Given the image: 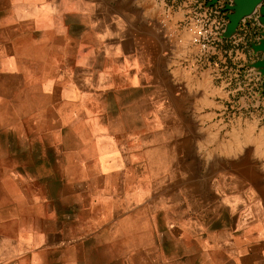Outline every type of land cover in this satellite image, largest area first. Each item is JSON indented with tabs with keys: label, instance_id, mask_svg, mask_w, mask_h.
<instances>
[{
	"label": "rangeland",
	"instance_id": "1",
	"mask_svg": "<svg viewBox=\"0 0 264 264\" xmlns=\"http://www.w3.org/2000/svg\"><path fill=\"white\" fill-rule=\"evenodd\" d=\"M193 1L0 0L7 255L21 229L34 250L83 238L21 264H67L81 252L83 264H125L129 251L133 264H264V153L254 141L231 154L217 146L236 130L242 139L250 120L264 131V106H252L249 86L230 92L238 80L227 85L225 64L262 70L234 51L207 58L194 32L184 46ZM256 9L237 27L244 41L224 48L244 53L264 35ZM40 133L50 147L29 142ZM17 175L32 179L24 194ZM33 195H51L49 206Z\"/></svg>",
	"mask_w": 264,
	"mask_h": 264
},
{
	"label": "built area",
	"instance_id": "2",
	"mask_svg": "<svg viewBox=\"0 0 264 264\" xmlns=\"http://www.w3.org/2000/svg\"><path fill=\"white\" fill-rule=\"evenodd\" d=\"M210 1L211 0H194L192 2L195 13L191 11L189 17L195 24L193 42L199 47L201 54L205 55L207 58L216 55L223 57L225 54L231 57L233 51L236 56L240 57L243 53L242 50L238 48L227 50L223 46L226 42L223 33L229 21L226 4L221 1L211 4ZM245 22L246 18L241 20V24ZM223 58H226V56ZM224 67L234 76L229 77L228 81L226 80L227 85H229L234 78L238 80L237 86L234 89L232 88L230 92L237 93L241 90H245V88L249 86L248 97L253 101L252 106L254 108L264 106V93L261 88L262 77L259 72L255 71L252 67L246 66L244 62L238 64L236 67L226 63ZM241 76H243L242 79L240 78ZM241 107L243 106L241 105Z\"/></svg>",
	"mask_w": 264,
	"mask_h": 264
},
{
	"label": "crops",
	"instance_id": "3",
	"mask_svg": "<svg viewBox=\"0 0 264 264\" xmlns=\"http://www.w3.org/2000/svg\"><path fill=\"white\" fill-rule=\"evenodd\" d=\"M226 1H230V4H232L234 2L233 0H226ZM263 4H264V0H263ZM256 10L259 11V9H256ZM228 23H229V21H228ZM238 25H237V27H238ZM225 31H226V29H225ZM260 33H261V31H260ZM263 38H264V35H262L261 38H260V36H257L256 38H254V41L251 43L250 50H246L244 53H242L241 58L245 61L250 62V64H254L257 61L264 60V49L258 47L259 45L262 44L261 40ZM225 39H226L225 40L226 42L231 40L235 43H239V41H244V36L241 35L238 31V28H236V31L234 33H232L230 36H226ZM113 73H115V72H113ZM260 75L264 77V74H262V72H260ZM114 79H116L115 74H114ZM115 87H116V85H115ZM15 89H20V88L16 87ZM10 100H12V99L9 98L8 101H10ZM1 103L2 104L0 107L2 108L6 102L3 101ZM35 112H36V110L32 109L28 112V115L35 113ZM0 115H1V120L4 121L5 118L9 115V112L0 111ZM3 128H8V126H4ZM0 129H2V127H0ZM31 141H36L37 143H40L44 148H46L47 144L50 147V144H51L50 140L48 141L45 138L44 133L38 134L36 140H35V135L30 137L29 142H31ZM28 148H29V146H28ZM19 167H20L19 165L15 164L14 167H11V169H17ZM12 178L19 183L21 194H24V192H25V186L24 185H26V184L30 185V183H31L30 181H32V179L30 180V177L26 178L25 176H21V175L13 176ZM27 179H29V180H27ZM24 182H28V183L24 184ZM50 197H52V196L51 195H49V196L45 195L43 197L42 196L40 197L37 195H33L34 201H32V203L33 204H36V203L43 204L44 202H46V204L49 206L48 203H49ZM28 205H30V204H28ZM79 223H80V221L78 220L77 224H79ZM81 231H83V230H81ZM23 234H27V232H25L24 230H21V229L16 230V238L13 240L12 243L13 244L15 243V249L18 248V251L12 253L11 255H7L3 251V249L5 248V245H4L5 244L4 243L5 236L3 234V229L0 226V264H21L31 253H33V252L37 253V252H40L42 250L43 251L46 250L47 254L51 255L50 258H52V255H54L58 249L62 248L63 246H65L67 244H77L79 241H81L83 239L82 237H78L74 240L68 239L67 241H65L64 237L62 236L58 242L53 243L50 241H48V242L46 241V242H44V244L35 246L34 248H36V250H34L33 249L34 243L32 241L31 235H23ZM21 249H23V250L21 251ZM114 255L115 254H113L110 258H112ZM133 255L134 254H132L131 251H129L128 254H125L124 258H122L124 260V263L125 264H130V263L133 264V262H132L133 259L131 257ZM83 257H84V254L81 252L80 256L71 257V260H67V259H64L62 257L61 261H65L67 264H83ZM100 263L101 262H99V264ZM103 263H105V262H103ZM161 263H164V261L162 260Z\"/></svg>",
	"mask_w": 264,
	"mask_h": 264
},
{
	"label": "bare ground",
	"instance_id": "4",
	"mask_svg": "<svg viewBox=\"0 0 264 264\" xmlns=\"http://www.w3.org/2000/svg\"><path fill=\"white\" fill-rule=\"evenodd\" d=\"M262 1L263 0H259L258 1V3L256 4V6L255 7H253L252 9H250L249 11H247V13H251V12H253L257 7H258V5L260 6V9L262 8V5H263V3H262ZM262 3V4H261ZM191 31H192V29H190ZM190 30H187V31H185V33L183 32V45L184 46H186V45H188L189 44V40H190V37H191V35L193 34V32L194 31H190ZM188 31H190V32H188ZM182 45V46H183ZM258 65H260V67H261V69H264V62H258ZM203 82V84L204 85H206V87L207 86H211L210 85V78L208 77V76H205V78H204V81H202ZM208 88V87H207ZM210 89V88H209ZM212 89V88H211ZM254 119V118H253ZM248 120V119H247ZM238 121H239V119H238ZM246 123H247V121H246ZM239 124V123H238ZM247 125V124H246ZM255 127H256V123H255V120H253V121H248V125H247V128L245 129V131H244V129H243V133H242V135H243V138L241 139V138H239V134L241 133H239L238 132V130H236L235 128V130H236V133H235V139H234V141L233 142H230V143H226V144H224V143H220L219 145L217 144V146L219 147V148H221V151H222V149H223V152H224V150H225V152L226 153H229V154H231V152H237V151H241L242 150V147L244 146V144L245 143H248V142H250V141H254L255 142V144H256V147H257V149H256V151H258V152H260V153H264V131L263 130H260V132H258V133H256V132H254V130H255ZM244 128V127H243ZM262 129V128H261ZM242 130V129H241ZM240 131V130H239ZM212 132V131H211ZM208 133H210V131L208 132ZM214 134H216L217 133V131H216V133L215 132H213ZM238 134V135H237ZM213 137V136H212ZM213 139H214V137H213ZM233 139V138H232ZM228 140V139H227ZM231 141V140H230ZM222 142V141H221ZM225 142V141H224ZM218 149V148H217ZM225 153V154H226ZM238 153V152H237ZM260 153H258V154H260ZM233 154V153H232ZM236 155V154H235ZM216 164V163H215ZM236 166V165H235ZM239 167V166H238ZM250 167V166H249Z\"/></svg>",
	"mask_w": 264,
	"mask_h": 264
},
{
	"label": "water",
	"instance_id": "5",
	"mask_svg": "<svg viewBox=\"0 0 264 264\" xmlns=\"http://www.w3.org/2000/svg\"><path fill=\"white\" fill-rule=\"evenodd\" d=\"M218 0H211L210 3L214 4ZM234 2L232 4H229L226 6L227 9H229L231 12L228 13L229 23L226 26V31L223 33V36H230L232 33L236 31L237 25L242 20V18L246 15H249L251 13H247L250 9L256 6L259 0H233ZM260 18L264 20V4L262 5V8L260 9ZM262 44L258 47L264 49V38L261 40ZM264 62V60L257 61L256 64L258 66V62ZM262 70V74H264V69ZM261 72V71H260ZM263 88H264V79H263Z\"/></svg>",
	"mask_w": 264,
	"mask_h": 264
}]
</instances>
